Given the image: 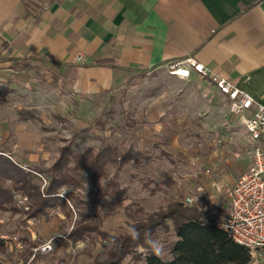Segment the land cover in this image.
Wrapping results in <instances>:
<instances>
[{
    "label": "rangeland",
    "instance_id": "rangeland-1",
    "mask_svg": "<svg viewBox=\"0 0 264 264\" xmlns=\"http://www.w3.org/2000/svg\"><path fill=\"white\" fill-rule=\"evenodd\" d=\"M82 74L80 67L36 58L0 66V185L12 195V203L0 210L5 242L0 264H89L93 257L103 258L108 246L95 235L69 239L75 221L119 235L179 199L213 220L224 217L228 190L251 163L254 144L207 80L178 79L166 65L114 73L111 83L101 75L83 78L92 77V70ZM64 147L78 154L91 150L94 156L111 150L115 161L95 187L88 169L70 172L74 185L59 192L70 197L68 215L57 207L32 217L14 198L22 193L6 177L9 162L34 172L44 187L40 172ZM154 239L164 245L161 257L171 259L169 248L177 241L171 220ZM49 240L51 251L31 259L32 250ZM14 242L23 246L21 252L12 250ZM256 257V264H264L263 254Z\"/></svg>",
    "mask_w": 264,
    "mask_h": 264
},
{
    "label": "crops",
    "instance_id": "crops-1",
    "mask_svg": "<svg viewBox=\"0 0 264 264\" xmlns=\"http://www.w3.org/2000/svg\"><path fill=\"white\" fill-rule=\"evenodd\" d=\"M263 8L260 0H0V66L36 58L111 83L114 73L191 57L264 106Z\"/></svg>",
    "mask_w": 264,
    "mask_h": 264
},
{
    "label": "trees",
    "instance_id": "trees-1",
    "mask_svg": "<svg viewBox=\"0 0 264 264\" xmlns=\"http://www.w3.org/2000/svg\"><path fill=\"white\" fill-rule=\"evenodd\" d=\"M103 65V64H99ZM111 150H102L93 155L91 150L78 154L64 147L55 163L42 173L46 179L44 187L38 183V176L31 170L23 171L12 162L7 170V178L12 189L19 191L29 201L30 216L44 215L49 209L60 208L68 215L66 200L60 196L62 187L74 185L70 172L89 170L90 182L93 187L105 174V167L112 160ZM0 158V167L3 162ZM5 162V161H4ZM12 203L11 190L0 185V210ZM174 225L177 241L169 248L171 259L165 260L156 256L144 244V233L149 232L154 239L158 229L164 228L166 221ZM141 233L139 241H133L128 231L119 235H109L91 223L75 221L69 239L84 241L92 235L100 236L101 242L108 248L103 258L93 257L89 264H250L249 252L241 245L234 243L225 231L220 229L206 212L197 206H185L179 199L169 203L165 208L150 213L143 220L128 225ZM148 249L145 253L138 252L137 246ZM4 243L0 240V250Z\"/></svg>",
    "mask_w": 264,
    "mask_h": 264
},
{
    "label": "built area",
    "instance_id": "built-area-1",
    "mask_svg": "<svg viewBox=\"0 0 264 264\" xmlns=\"http://www.w3.org/2000/svg\"><path fill=\"white\" fill-rule=\"evenodd\" d=\"M264 1V0H260ZM264 13V8L262 10ZM81 59L78 57V60ZM169 75L188 80L196 75L229 102V113L238 117L247 138L254 144L251 150V163L228 190V207L224 217L216 218L217 226L225 231L231 240L247 249L250 264H256L258 253L264 255V106L249 94L236 88L230 81L212 74L195 59L188 57L183 61L166 64ZM65 199L64 196H61ZM17 204L29 210L27 198L14 194ZM5 244L4 240L2 239ZM12 246V245H11ZM23 246L14 242L12 250L21 252ZM51 240L34 248L32 258L51 251ZM30 261H14L3 264H29Z\"/></svg>",
    "mask_w": 264,
    "mask_h": 264
},
{
    "label": "clouds",
    "instance_id": "clouds-1",
    "mask_svg": "<svg viewBox=\"0 0 264 264\" xmlns=\"http://www.w3.org/2000/svg\"><path fill=\"white\" fill-rule=\"evenodd\" d=\"M128 234L133 241H139L141 239V233L135 227L128 228ZM144 244L151 249L152 253L156 256H162L164 253V245L158 239H153L149 232H145L144 234ZM140 253H145L148 249H146L143 245H138L137 249Z\"/></svg>",
    "mask_w": 264,
    "mask_h": 264
}]
</instances>
